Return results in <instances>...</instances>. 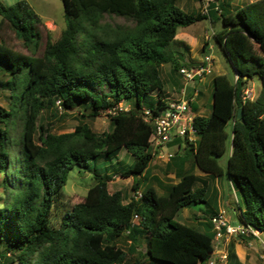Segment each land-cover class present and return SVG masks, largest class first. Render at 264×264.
I'll list each match as a JSON object with an SVG mask.
<instances>
[{
	"label": "trees",
	"instance_id": "16d2710c",
	"mask_svg": "<svg viewBox=\"0 0 264 264\" xmlns=\"http://www.w3.org/2000/svg\"><path fill=\"white\" fill-rule=\"evenodd\" d=\"M177 1L62 0L66 26L61 37L53 41L49 36L43 54L36 55L41 18L25 0L14 6L0 0V28L8 23L32 50L27 54L0 42V61L11 75L2 85L14 100L9 109L0 105V174L5 176L12 162L7 126L15 116L23 119L22 152L15 156L18 164L12 170L15 183L8 176L4 180L12 196L0 208V244L5 247L0 257L9 255L10 264H131L132 250L141 239L147 246L139 255L152 262L202 264L209 256L215 212L210 211L205 231L175 218L183 207L210 204L207 181L195 171L181 173L185 156L176 173L179 181L163 184L165 194L148 186L141 197L133 195L125 202L121 190L109 191L108 173L95 176L83 201L70 205L63 193L75 165L90 171L92 161H112L124 148L134 160L120 168L119 176L133 177V191L140 190L153 157L154 131L153 119L144 118L143 102L150 93L157 94L145 107L153 117L167 107L166 87L182 85L179 68L187 65L171 43L180 27L205 18L223 25L213 37L230 61L233 76L213 78L212 112L194 117L197 140L177 137L170 143L180 148L185 142L206 176L236 180L244 195L243 222L264 232V0L235 13L226 1L218 9L210 3L209 16L186 12ZM105 15L129 19L133 25L103 22ZM207 48L208 43L204 51ZM166 64L171 68L164 75ZM255 75L261 77L262 87L257 96L244 98ZM123 100H132L133 107H119ZM56 103L65 111L86 103L90 116L106 112L111 129L97 133L81 121L71 132L53 133L38 120L42 110ZM240 108L244 121L237 118ZM226 154L224 167L220 158ZM180 157L178 151L174 165ZM200 181L203 185L197 186ZM124 237L131 240L128 250L120 243Z\"/></svg>",
	"mask_w": 264,
	"mask_h": 264
},
{
	"label": "rangeland",
	"instance_id": "374dc122",
	"mask_svg": "<svg viewBox=\"0 0 264 264\" xmlns=\"http://www.w3.org/2000/svg\"><path fill=\"white\" fill-rule=\"evenodd\" d=\"M8 6H14L16 3L22 0H1ZM31 7V9L41 18V23L38 24V28L41 33V37L39 40V47L34 51L36 55L43 54L49 36H51L53 41H57L66 26L65 16H64V7L62 0H25ZM193 1V0H191ZM255 0H227L225 6L230 3V6L227 7L233 13L237 12L238 8L247 6L250 2ZM187 0H178L177 5L184 9L185 11H189L188 7H185V3ZM208 6V5H207ZM192 12V9L190 10ZM1 19V14H0ZM103 22L110 23L112 25L115 24H126L129 26L133 25V22L129 19L119 17V16H109L105 15L103 18ZM223 27L222 23L216 22L211 23V21L207 18L202 19L200 21L195 22L194 24H190L187 30L197 29L198 31V41L197 44H191L192 50H185L183 46L172 41L171 49L175 51L177 55H180V59H190L197 60L204 59L206 54H211L213 56V68L212 73L206 75L204 80L195 82L196 89L199 90V95L196 96L191 103L192 114L193 115H204L209 116L212 112L213 108V78L218 74H227L229 77L233 76V67L230 61L227 59L223 49L217 43L216 39L211 37V47L209 46L206 51H204L205 44L202 46V39L204 36L212 34V30L219 31ZM182 29H186V27H180L179 31ZM203 35V36H201ZM0 42H3L7 46L11 47L16 51H20L23 53L31 54L32 50L23 43V40L16 36L15 32L8 25V23H4L0 28ZM34 48V47H33ZM189 49V48H187ZM193 56L194 59L190 58ZM5 64V65H4ZM188 64V63H184ZM3 67L0 69V105L9 109L13 104L14 100L10 97L11 91L9 88L4 87L2 84L8 81L11 78L10 73L5 70L7 64L3 61H0V66ZM171 68L170 64H166L163 66V73H169ZM28 73V69L24 71V74ZM183 80V79H182ZM183 84V83H182ZM193 84L189 87V94H193L195 90ZM262 87V79L259 75H255L253 79L247 85V88H251L254 94V97L258 95L260 89ZM180 88V87H179ZM178 87H175L171 84H168L166 89L168 91L169 98H176ZM108 88H103V90H107ZM157 94L150 93L149 100L143 102V107H149L151 105L150 100H156ZM134 105L132 100H123L119 102L118 106L123 107L125 109H130ZM87 104H79L75 109L71 110H63L61 107H56L49 110H42L39 115V122H43L47 124L48 129L53 133H63V132H71L75 129V126L83 121L87 123L94 131L97 133H103L109 131L111 129L110 118L106 112H102L97 116H90L88 114V110L86 109ZM82 112L87 114L84 118L82 117ZM15 120H11L12 123H9L7 126L9 130V149L11 156V165L8 170V180L12 184L15 183V176L12 174V170L14 165H17L15 161V156H20L22 152V142L21 135L23 130V119L22 117L15 116L13 117ZM84 118V119H83ZM1 128H4V124H0ZM231 123L228 125V129L230 130ZM167 146L155 147L152 146L153 157L149 164V171L146 177L142 178V186L139 191L145 190L148 186H155L160 194H165V187L163 184L175 183L179 181V177L176 176L177 166L173 164V156L175 155L174 149H178L176 146L171 151H167L165 148ZM164 151L162 157H160L161 151ZM154 151L157 153L154 154ZM174 154V155H172ZM179 154H184L186 159L184 161L183 170L181 173L187 172H200V170L195 166L194 156L187 146L185 142L182 143V146L179 148ZM134 160V156L131 152H129L126 148H124L118 157L114 158L112 161H92L94 167L92 170L87 171L78 165H75L69 173V177L67 183L64 185V201L68 202L70 205L76 204L80 201H83L85 195L87 194L88 189L95 183V176L98 174L108 173L110 175V181L108 183V189L110 192H114L117 190H121L125 195V202L129 201L130 198L136 193L132 189L133 177H122L119 176V170L122 167H126L131 164ZM227 154L220 158V163L226 167L227 165ZM113 165V166H112ZM5 174H0V208L5 205V203L11 198V191H5L4 188V180ZM156 176V177H154ZM222 180L225 181L224 186V194L225 197L223 199V205L226 210V217L231 219V223L233 225H238L240 223V219L236 217V214L233 210V204L238 208V205H241V209L245 208V201L243 192L236 180L229 181L227 176L224 175L221 177ZM160 182V183H159ZM163 182V183H162ZM162 183V184H161ZM197 186H202L198 184ZM213 187V185H212ZM212 189V188H211ZM208 196L206 195V198ZM206 207L212 208V206L207 205L204 202H200L197 204L190 205L188 207H183L176 215V220L182 223H186L188 225H196L193 215L201 214ZM232 215V218H230ZM198 216V215H197ZM207 217V215H206ZM205 217V218H206ZM209 220V217L206 218ZM138 219H136L137 221ZM194 220V221H193ZM264 235V232L262 236ZM233 237V236H232ZM242 238L243 236H237ZM246 238V237H244ZM222 239V238H221ZM248 244V249L258 250L257 255L262 253L261 264H264V245L259 239H253ZM121 245L124 248H128L127 238L124 237L120 241ZM5 253V247L0 244V256ZM10 256L7 255L5 257H0V264H10L9 262ZM236 259H233L231 264H236ZM153 264H160L157 262H153Z\"/></svg>",
	"mask_w": 264,
	"mask_h": 264
},
{
	"label": "built area",
	"instance_id": "2783aa9c",
	"mask_svg": "<svg viewBox=\"0 0 264 264\" xmlns=\"http://www.w3.org/2000/svg\"><path fill=\"white\" fill-rule=\"evenodd\" d=\"M212 36H214V30H212V34H207L206 39L208 40ZM213 62V56L211 54H206L204 59L196 65L180 66L179 73L183 79V84L177 91L176 98L168 99L167 107L155 117H153V113L149 108L143 109L145 120L151 121L153 119L154 122V131L150 137L152 146L157 148L166 146L177 137L192 143L197 140V130L194 127L195 115L192 114L191 108V103L194 98L199 95V90L196 89L195 82L197 80H204L206 75L212 73ZM236 78H238V76H236ZM191 84H193L195 90L193 94L190 95L188 90ZM243 97L252 99L254 97L252 89L246 88ZM155 153H157V151H154V154ZM163 154L164 151L162 150L160 157H162ZM141 195V191H137L134 194L136 198L141 197ZM136 219H138L137 214L134 215L133 220ZM211 221L217 240L224 237L230 238L232 236L255 237L264 245V235L262 236L263 231L244 222L233 225L223 211L214 215ZM222 258L226 260L227 255H223Z\"/></svg>",
	"mask_w": 264,
	"mask_h": 264
},
{
	"label": "crops",
	"instance_id": "0c3cea01",
	"mask_svg": "<svg viewBox=\"0 0 264 264\" xmlns=\"http://www.w3.org/2000/svg\"><path fill=\"white\" fill-rule=\"evenodd\" d=\"M223 3L227 0H187V2L185 3V7H188L189 11L186 12H190L191 13V9L192 12H196V11H202L203 13H205L206 15L209 16V7H207V5H209L210 3H214L215 4V9H218L219 7V3L222 2ZM178 3V1H177ZM230 6V3L227 5V7ZM184 10V9H183ZM210 20V18H207ZM194 24V23H193ZM192 25V24H191ZM190 26V25H188ZM188 26H185L186 29H182L181 31L178 30V33L175 37V39L173 40V42L179 44L180 46H183V48H186L185 50H192V45L191 44H197L198 41V31L197 29H193V30H187ZM203 36V35H201ZM208 43V47H211V38L210 39H206V36L203 37L202 39V46L203 44ZM189 48V49H187ZM180 57V55H179ZM190 58L194 59L193 56H190ZM183 62L188 63L187 65H196L198 64L202 59H200L199 61L197 60H190V59H181ZM167 147L165 148L167 151H171L172 153V149H174L176 146H178L177 143L175 144H171L169 143L168 145H166ZM179 147V146H178ZM175 151V155L177 154V152L179 151L178 149H174ZM174 155V154H172ZM181 157L179 160L176 161V165H177V169L179 168L180 165H182V157H184V154H179ZM198 175L202 176L208 183V192H207V199L210 202V205L212 206V208L206 207V209L201 213V214H195L193 215V218L195 220L196 225H193L195 227H197V229H199L200 231H205L206 229V223L207 220L206 218L209 217V213L211 210H213L215 213H219V212H224L226 214V210L224 208L223 205V199L225 197L224 194V186H225V181L222 180L221 177H211V176H206L204 173L202 172H196ZM231 181V180H229ZM203 181H200L198 184L203 185ZM213 185V187H212ZM212 188V189H211ZM233 210L236 214V217L239 218L241 221L240 223L243 222V217H242V210L241 209V205H238V208L235 206V204H233ZM214 213V214H215ZM213 214V216H214ZM207 215V217H206ZM206 217V218H205ZM210 218V217H209ZM230 218H232V215H230ZM229 219V217H228ZM193 220V221H194ZM211 220V219H210ZM231 222V219H229ZM239 223V224H240ZM251 238L253 239H257L255 237H246L244 238V236L242 238L237 237V236H233L230 238H222V239H216V237L214 236L213 239V250L212 252H210L209 256L203 261L202 264H231L233 259H236L237 263L236 264H261V257H262V253H260L259 255H257L258 250H252L251 248L248 249V244L251 240ZM128 242V248H125L126 250L130 249V245H131V240L127 239ZM146 246H147V242L145 241V239H141L140 241L137 242L136 247L132 250V255L134 256L131 259V264H137V261L141 260L142 264H153V262L147 258L146 256L144 257H140L139 253L140 251H143V253H145L146 251ZM124 248V247H123ZM223 255H227V259H223Z\"/></svg>",
	"mask_w": 264,
	"mask_h": 264
},
{
	"label": "water",
	"instance_id": "95a60500",
	"mask_svg": "<svg viewBox=\"0 0 264 264\" xmlns=\"http://www.w3.org/2000/svg\"><path fill=\"white\" fill-rule=\"evenodd\" d=\"M242 115H243V108H240L238 113H237V118H239L241 121H244V118Z\"/></svg>",
	"mask_w": 264,
	"mask_h": 264
}]
</instances>
